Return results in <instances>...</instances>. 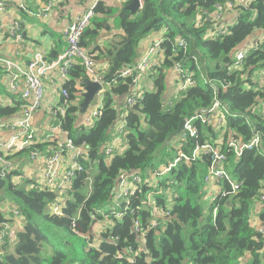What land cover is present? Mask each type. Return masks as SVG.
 <instances>
[{
    "label": "trees",
    "instance_id": "16d2710c",
    "mask_svg": "<svg viewBox=\"0 0 264 264\" xmlns=\"http://www.w3.org/2000/svg\"><path fill=\"white\" fill-rule=\"evenodd\" d=\"M226 1L142 0L143 7L136 14L126 8L131 0L120 1L116 8L103 1L96 5L81 40L96 63L107 64L103 73L102 115L93 126L78 125L84 100L83 80L87 76L85 67L74 65L64 83L71 103L63 127L75 144L88 146L89 157L83 160L87 171L79 173L60 194L48 187H36L30 179L17 182L14 177L20 172L2 175L0 167V200L9 201L23 215L22 229L16 236L7 237L1 247L4 252L0 264H242L248 255L251 264H263L264 236L253 225L254 207L264 189V152L258 149H245L238 158L230 155L227 167L242 185L236 193L211 202L207 211L203 196L210 160L202 155L196 161L182 160L169 173L174 180L171 188L177 193L170 206V217L157 219L154 208L138 207V202H133V211L124 213L120 220L109 216L114 224L94 232V221L106 217L103 211L108 213L122 173H147L174 162L179 151L190 154L197 144L213 142L219 134L216 127L196 121L198 137H189L186 142L180 138L178 143L175 138L174 143L172 140L164 145L182 120L210 109L216 98L231 109L229 132L244 140L260 133L264 139V113L260 106L264 101V81L252 78L257 70L264 69V41L250 51L244 68L231 67L235 53L249 37L264 30V0H253L247 6L228 11L237 14L232 24L225 18L216 23L215 7ZM204 12L210 16L199 23L197 18ZM220 26L227 29L226 34L219 37L209 34V29ZM153 31L165 36L163 65L150 75L153 87L145 90L135 105L126 108V98L132 95L138 77L140 45ZM103 33L110 38L100 44ZM179 36L186 39V49L176 45ZM57 55L54 49L48 57ZM176 65L193 70L197 83L179 92V99L174 96L167 99L168 74ZM129 68L133 73L121 76ZM25 103L22 99L0 103V121L20 116ZM121 108L126 112V149L108 155L105 148L113 141L112 129L120 120ZM40 146L36 139L33 148L41 150ZM30 150L19 153L27 156ZM164 185L162 182L161 186ZM59 199L61 213L52 212ZM167 204L164 195L156 196L159 213L169 210ZM260 215L264 223V205ZM138 218L145 230L142 238L133 226ZM152 219L159 222L156 228L150 227ZM6 222L0 212V229ZM89 243L96 246L90 247ZM127 248L139 251L133 263L116 257Z\"/></svg>",
    "mask_w": 264,
    "mask_h": 264
},
{
    "label": "built area",
    "instance_id": "2783aa9c",
    "mask_svg": "<svg viewBox=\"0 0 264 264\" xmlns=\"http://www.w3.org/2000/svg\"><path fill=\"white\" fill-rule=\"evenodd\" d=\"M16 1H20V7L27 10L28 13L33 16H46L48 14L47 11L52 7V3L49 2L47 7L41 12H34L27 9L25 0ZM100 1L105 2L106 0H93L94 3L92 7L84 15L79 16L64 28L63 34L66 40V47L61 53H58L56 57L49 58L45 50H37L34 52V55L28 64L22 66L13 58L0 53V67L4 70L5 75L8 78L9 86L13 90H16L20 79H22L24 84L22 96L26 100L20 116L14 119L9 118L0 121V127L18 131L17 134L6 142L0 139V160L3 161L2 175H5L6 172L10 170L11 163L7 158L29 148H31L29 154L32 161L43 157L45 162L43 172L44 185H36V187L43 189L48 187L63 194L65 189L71 186L73 180L76 179L78 174L86 170L83 160H87L89 157L88 146L85 144H75L63 127V122L67 116L71 103L69 92L64 88V83L69 80V72L73 66L81 64L86 69V77L102 84V90L99 93L101 96L99 106L93 111H90V113L84 117L82 120L83 123H78V125L87 128L93 126L96 120L102 115V94L105 91V82L102 74L97 70L95 59L81 45V40L85 29L94 17V8ZM252 1L253 0H227L223 4H217L214 12L215 22L218 23L223 20L228 11H232L241 5L247 6ZM6 9L7 1L0 0V12H5ZM208 16H210V13L204 12L198 16L197 21L201 23L204 20V17L206 18ZM226 33L227 29L221 26L217 27L215 30L209 29V34L215 37H219ZM9 37L17 40L23 38L22 22L20 19L16 20L10 28ZM164 40V34L150 40L146 53L136 66L138 77L135 80V84L132 86V95L126 98V108L127 106L135 105L138 100L142 99L144 91L140 89V80L148 74L151 75L153 72H156L157 69L163 65L166 51L163 46ZM263 41L264 30L261 31L260 35H258L254 41H247L245 46L235 53L234 62L231 67L237 69L244 68L245 59L250 51L259 48ZM176 45L179 48L186 49L187 41L185 38L179 36ZM259 71V76L256 78L255 72L252 78L256 81H264V69H259ZM173 72L174 75H176L178 92L185 91L190 86L196 85L197 80L194 78L195 72L193 70L183 68L181 65H176L173 68ZM53 73H55L56 77H58L61 80L60 82L63 83L60 90L62 100L57 106L46 107L50 120L45 138L49 141L55 140L57 145L54 151L44 154L42 151L33 148L36 144V129L31 123V118L35 112L41 110L43 107L45 99L44 81ZM132 73L133 69L129 68L122 71L120 74L123 77H127ZM50 78L52 79L53 84L57 83V79H53L55 78L54 76H51ZM207 82H211L214 87L217 86L216 82H212L208 79ZM173 94H175V92ZM260 106L264 113V101L261 102ZM121 112L120 120L116 124L118 133L123 132L126 125V112L124 109ZM231 114L230 107L219 98H216L212 107L207 109V112H198L195 116L185 119V127L180 135L182 142H186L189 137H198L199 128L196 125V121H201L203 124L216 127V131L219 134L215 137L213 142L207 141L204 144H197L190 154L179 151L174 162L167 166L151 169L147 173H122L119 178V180L121 179V182L118 183L110 203V205L112 204L116 208L107 209L108 213L103 211V214H105L106 217L100 221H94V232L99 233L104 229H97L99 222H104L106 224L107 222L114 221V219L110 220L109 216H116L119 219L122 218L127 211H133V202H138V207L148 206L154 208L153 215L157 219L170 217V206L177 197V193L171 188L174 180L170 178L169 173L182 160L192 162L196 161L202 155L209 157L210 164L204 182L205 189L210 188L212 185L216 186V188H213L215 192L212 194L211 202H214L220 196H227L236 193L240 189L242 181L234 178L227 167L230 162V155L233 154L238 158L242 155L245 149H258L264 152V139L263 135L260 133H256L250 140H244L242 136L229 132L228 116ZM247 121H249L248 118ZM58 136H63V139H59ZM115 143L116 138L107 144L105 151L108 155L113 154L116 149ZM65 155L68 156V164L65 168H61V163ZM87 182L89 183L90 192L92 183L90 176L87 178ZM162 182H165L166 185L161 186ZM221 182H223V186L221 185ZM145 188L147 191H144ZM160 194L164 195L168 202L167 205L169 210H166L165 213H159L157 211L156 196ZM60 202L61 199L53 204V207L51 208L52 212L61 213ZM257 203L264 205V189L262 190V194ZM11 212L15 217L23 220V215L17 207L13 206ZM141 222L142 220L138 218L134 221L133 226L135 232H137L142 238L145 230L142 228ZM104 223L103 225L106 227L107 225ZM260 223L261 225L257 224L253 218V225L257 227L258 231L264 236V223L261 221ZM149 224H151L150 227L156 228L159 222L156 219H152ZM16 233V229H14L8 222L3 223L0 229V248L7 237H14L16 236ZM89 246L95 247L96 245L95 243H89ZM138 254L139 251L135 252L132 248H127L124 251L120 250L116 254V257L120 260L126 259L128 262L133 263ZM0 258H2L1 249Z\"/></svg>",
    "mask_w": 264,
    "mask_h": 264
},
{
    "label": "crops",
    "instance_id": "0c3cea01",
    "mask_svg": "<svg viewBox=\"0 0 264 264\" xmlns=\"http://www.w3.org/2000/svg\"><path fill=\"white\" fill-rule=\"evenodd\" d=\"M6 1V11L0 12V53L13 58L22 66H26L28 64V62L34 55V52L37 50H45L48 56L54 49L58 53H61L66 47V40L63 34L64 28L79 16L84 15L94 3L93 0H25L27 9L34 12H39L40 10L44 9L49 2H51L52 7L49 11H47L48 14H50V17H46L47 15H31L27 10L20 7V1ZM44 1H46V5L40 8V10L38 11L39 4H42ZM105 3L108 6L116 8L120 4V0H106ZM236 16L237 14L235 11L228 12L225 16V21L228 24H232L235 22ZM35 18L39 19L42 24H39L35 20ZM18 19H20L22 22L23 38L21 40L9 37L10 28ZM40 28H43V30L41 31ZM159 34L151 36L148 40H144L145 42L143 41L142 47L140 48V55L137 61H140V58H142V56L144 55L147 47L150 44V40L152 38L158 37ZM109 38L110 37H106L105 33H103L102 39L99 41V43L105 44ZM106 69L107 64L101 62L97 63V70L105 72ZM55 73L51 74L50 77L54 76L55 78L53 79H57L56 84H53L50 77L46 78L44 81L45 89L47 88L48 106H57L62 100L60 90L63 83L60 82L61 80L56 77ZM171 74L174 75L173 70H171L168 75L171 76ZM140 83V89L142 91L150 90L153 87V82L150 78H148V80L142 78L140 80ZM23 85V80L20 79L18 88L16 90H13L8 84V78L6 77L4 70L0 67V86L3 89L0 91V103L10 104L18 101L19 99L25 100L22 96ZM142 85L145 89H142ZM99 104L100 100H98V104L94 106V108L92 107L91 111L99 106ZM84 117L85 116H82L80 114L78 123H83L82 120ZM49 120L50 118L46 108L35 112V114H33L31 118V123L36 129V139L41 145L39 149H41L40 151H42L44 154H48L54 151L57 145V142L55 140L49 141L45 138ZM17 133L18 131L0 127V139L4 142L8 141ZM58 138L63 139V136H58ZM54 142L56 143V145H54ZM45 144H47V146H44ZM117 146H119V152H124L123 150L125 149L126 141L120 139ZM9 157L10 159L7 158V160L11 163L9 171H11L12 169L13 171H18L20 173L24 171V174H20L17 177L20 176L23 179H30L34 182L33 184L35 185H44L43 172L45 168V162L43 157L35 161H32L30 159V154L27 156H23V154L17 153ZM67 164L68 156L65 155L61 163V168H65ZM0 167H3V161L1 160ZM35 173L37 174V180L34 177ZM213 188H216V186L212 185L209 189L213 190ZM256 205L257 207H254L255 214L253 218L257 222V224L261 225L260 213L262 211L263 205L258 203ZM12 208L13 206L9 201L0 200V212L4 214V217L8 220L9 224L14 229L19 231L22 229L23 223L22 220L11 215L13 214L11 212ZM3 252L4 249L1 250V257H3Z\"/></svg>",
    "mask_w": 264,
    "mask_h": 264
},
{
    "label": "rangeland",
    "instance_id": "374dc122",
    "mask_svg": "<svg viewBox=\"0 0 264 264\" xmlns=\"http://www.w3.org/2000/svg\"><path fill=\"white\" fill-rule=\"evenodd\" d=\"M46 5V1H44L42 4L40 3L39 4V7H38V11L40 10V8H42V7H44ZM46 7H47V5H46ZM45 7V8H46ZM43 10V9H42ZM42 10H40L39 12H41ZM46 17H50V14H47V16ZM35 20L39 23V24H42L41 23V21L39 20V19H37V18H35ZM40 30L42 31L43 30V28H40ZM157 34H159V32H157V31H153V32H151L147 37H146V39H145V41L146 40H148L151 36H153V35H157ZM258 35H260V32H256L255 34H253V35H251L250 37H249V39H248V41H254L256 38H257V36ZM144 41V42H145ZM143 43V42H142ZM142 47V44L140 45V48ZM260 69H262V68H260ZM259 70H257V72H256V78L259 76ZM103 73L104 72H101V74H102V76H103ZM148 78H150V74H148L146 77H144V79L145 80H148ZM151 79V78H150ZM152 80V79H151ZM203 82V81H202ZM176 83H177V80H176V75H173V74H171V76L170 75H168V80H167V85H168V87H167V99H169L170 97H172V96H174V98H175V100H177V99H179L180 98V93L178 92V90H177V85H176ZM45 89V88H44ZM142 89H145L144 87H143V85H142ZM44 92H45V99H44V104H43V107H42V109H45L48 105H47V102H48V100H47V88L44 90ZM175 92V94H173ZM98 100H100V102H101V96L100 95H98L93 101H92V103H91V105H90V107H89V109L87 110V112L85 113V114H81L82 116H86V115H88L89 113H90V111H91V109H92V107L94 108V106H96L97 104H98ZM56 103V102H55ZM41 109V110H42ZM84 119V118H83ZM112 131H113V140L116 138V149L114 150V152L113 153H122V152H119V150H118V147L119 146H117L118 145V143H119V141H120V139H122V140H124V137H125V134H126V130H124L123 132H117V125L116 126H114L113 127V129H112ZM177 139H176V141H175V143H178L179 141H180V136H178V137H176ZM175 140V139H174ZM174 140L172 141V143H174ZM125 149H126V146H125ZM125 149L123 150V151H125ZM8 159H10V157H8ZM13 168V167H12ZM229 169V168H228ZM11 171H13V169L11 170ZM229 171L231 172V169H229ZM21 174H24V171H22V173ZM35 179L37 180V174L35 173ZM14 179L17 181V182H22V180H23V178H21L20 176L19 177H14ZM221 185L223 186L224 184H223V182H221ZM215 191L214 190H212V189H209V188H206L205 189V193H204V196H203V199H204V203H205V206H206V211H207V209H208V206L211 204V198H212V194L214 193ZM111 208H116L114 205H109L108 207H107V209H111ZM254 214H255V210L253 211V216H254ZM20 219V218H19ZM21 220V219H20ZM119 220H120V218H119ZM103 223L104 222H99V224H98V226H97V229L98 230H101V229H103L104 228V225H103ZM105 224V223H104ZM114 224V221H112V222H107L105 225H107V226H112ZM251 261H252V258H251V256H248V257H246V258H244L243 259V262H242V264H251ZM188 264H192V263H188ZM263 264H264V262H263Z\"/></svg>",
    "mask_w": 264,
    "mask_h": 264
},
{
    "label": "water",
    "instance_id": "95a60500",
    "mask_svg": "<svg viewBox=\"0 0 264 264\" xmlns=\"http://www.w3.org/2000/svg\"><path fill=\"white\" fill-rule=\"evenodd\" d=\"M142 7V0H131V2L126 6V8L132 12V14H136L139 10L142 9ZM83 83L84 92L82 93V96L84 100L80 105V113L82 114L87 112L92 101L99 95L100 91L102 90V84H100L99 82H95L88 77L83 80ZM201 112H207V109L201 110ZM185 122V119L182 120L179 128L169 135V137L164 142L165 146L168 145L173 139L181 135L185 127ZM119 182H121V179L119 180Z\"/></svg>",
    "mask_w": 264,
    "mask_h": 264
},
{
    "label": "bare ground",
    "instance_id": "6f19581e",
    "mask_svg": "<svg viewBox=\"0 0 264 264\" xmlns=\"http://www.w3.org/2000/svg\"><path fill=\"white\" fill-rule=\"evenodd\" d=\"M16 231H17V230H16ZM3 244H4V243H3ZM3 244H2V245H3ZM1 247H2V246H1ZM0 249H1V248H0Z\"/></svg>",
    "mask_w": 264,
    "mask_h": 264
}]
</instances>
